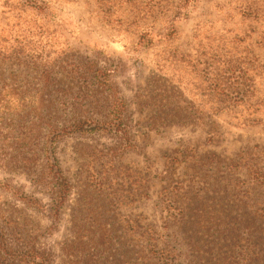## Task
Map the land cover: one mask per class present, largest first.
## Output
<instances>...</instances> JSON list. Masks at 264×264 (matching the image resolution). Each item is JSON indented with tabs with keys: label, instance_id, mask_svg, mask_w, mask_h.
Listing matches in <instances>:
<instances>
[{
	"label": "rangeland",
	"instance_id": "374dc122",
	"mask_svg": "<svg viewBox=\"0 0 264 264\" xmlns=\"http://www.w3.org/2000/svg\"><path fill=\"white\" fill-rule=\"evenodd\" d=\"M21 1L0 0V264H264V0H38L45 33L19 37ZM228 55L254 93L212 113ZM89 64L104 91L62 69Z\"/></svg>",
	"mask_w": 264,
	"mask_h": 264
},
{
	"label": "trees",
	"instance_id": "16d2710c",
	"mask_svg": "<svg viewBox=\"0 0 264 264\" xmlns=\"http://www.w3.org/2000/svg\"><path fill=\"white\" fill-rule=\"evenodd\" d=\"M21 7L30 8L35 13V17L30 21H21L18 27V36H42L46 30L44 20L49 16V4L38 0H28L21 1L17 4L10 3L7 6L10 10H18L20 14L22 13V10H20ZM27 50L26 56L35 64L34 68L40 72L43 86H51L54 82L51 76L53 64L47 60L45 55L43 56L41 54V51L36 52L31 48H27ZM233 58L234 57L231 55H228V60L223 61L222 69L220 68V63L215 62L214 68H211L210 71H205L203 74L207 88L202 90L203 93H201V95H204V97H207V99L209 98L211 101L212 108H210L209 111L212 113L233 110L234 107L241 103L246 104L254 93L253 79L251 76V72H253L254 69L250 62L252 59L248 58V55L243 57L240 56L237 57V61L233 63ZM257 68L259 67L257 66ZM62 69L63 71L65 70L66 77L78 82V89H82L83 85L87 86L90 79L96 81L95 85L97 87V92H101L102 89L104 91V87L108 86V74L96 68L94 65L89 64L79 67L70 66L69 68L65 66ZM56 91L64 95L70 94V89L67 88ZM86 94L88 96L87 92ZM116 101L120 103L117 104L115 109H118L120 106L123 107V103L120 100L117 99ZM111 115L113 117L116 116V114ZM116 118H120L121 120L122 116L119 114ZM114 131H117V129H114ZM49 172L51 182L57 187V189H55L56 192L53 202L55 211L58 212L68 194L69 188L67 182L61 176L55 160L49 162Z\"/></svg>",
	"mask_w": 264,
	"mask_h": 264
}]
</instances>
